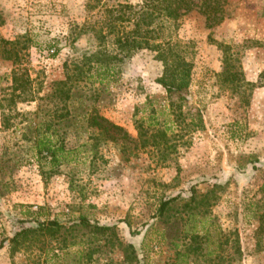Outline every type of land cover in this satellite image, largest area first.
<instances>
[{
	"label": "rangeland",
	"instance_id": "obj_1",
	"mask_svg": "<svg viewBox=\"0 0 264 264\" xmlns=\"http://www.w3.org/2000/svg\"><path fill=\"white\" fill-rule=\"evenodd\" d=\"M139 1L0 0V37L26 47L23 88L12 91L13 67L0 62V264H130L129 245L139 264H264V0H225L224 20L212 28L196 12L170 27L192 64L181 114L167 106L155 82L162 65L148 50L119 63L106 86L73 81L63 102L56 83L68 73L64 63L99 44L87 23ZM224 68L238 76H222ZM90 107L122 131L109 129L107 138L87 128ZM50 123L46 135L68 153L57 166L33 149ZM147 123L157 124L149 133L167 128V144H143L137 127ZM81 217L113 234L80 226ZM34 221L63 227L9 245ZM170 230L201 236L199 251L176 257L181 243L174 249Z\"/></svg>",
	"mask_w": 264,
	"mask_h": 264
},
{
	"label": "trees",
	"instance_id": "obj_2",
	"mask_svg": "<svg viewBox=\"0 0 264 264\" xmlns=\"http://www.w3.org/2000/svg\"><path fill=\"white\" fill-rule=\"evenodd\" d=\"M224 3L225 0H140L135 5L126 3L118 5L117 8L105 9L102 20H94V22L86 25V29H89L99 44L93 51H88L81 55L79 59L70 61V64L64 63L68 73L65 80L56 83V90L63 95V98L61 96L60 98L65 103L71 99L73 81H84L86 84L91 83V85H108L117 76L116 67L119 63L136 51L148 50L154 54V59L162 65L161 76L155 82L164 90L167 106L172 114L177 111L181 114V104L186 100V93L190 86L192 64L187 57V46L173 40L169 35V29L170 27L177 28L181 19L192 12L203 16L208 28L219 25L224 20ZM119 23H127L131 26V29L120 28ZM260 47L264 50V43L260 44ZM24 48L26 49L23 46L19 47L17 41H9L0 37V62H9L13 67L11 70L13 92L23 88L19 86L20 83L17 84V81L19 80L18 75L24 73L19 63L24 56L22 55ZM222 76L234 78L238 75L229 73L224 68ZM262 77H264V71L259 78L261 79ZM246 85L249 86V89L254 86L249 83H246ZM89 109L88 112L82 115L87 128L101 132L107 138H112L108 135L109 129L122 131L120 127L99 115L96 109L93 107ZM67 115H69V111L57 118H65ZM150 123H147V128L137 127L138 138H143L142 142L145 146L156 147L159 141H164L167 144L165 132L167 128L162 131L158 130L149 133L151 125L157 126L156 123ZM51 129L52 124L50 123L44 129L43 134L45 135L33 141L34 152L38 158H48V162L52 166H57L61 162L67 163L68 153L65 146L56 145L51 141L50 136L46 135L50 133ZM194 196L192 193L189 202L184 205V208H190V204L194 201ZM176 200L177 197H174L161 202L158 207V216L163 217L164 213L170 210L171 205ZM261 218H264V216ZM77 223L80 226L87 227L92 232L96 231L105 236L113 234V227L92 225L83 217ZM62 227L57 221H34L31 227L21 229V231L6 240H8L9 245L17 247L20 245L19 241L27 236H31L33 239L43 234L54 236L60 232ZM261 229H264V225H260L259 230ZM170 232L172 237L171 244L174 249L179 248V243H181L180 248L182 249L175 251L176 257L186 256L184 255L186 254L185 251L190 252L191 249L194 253L199 251L198 241L202 239L201 236L193 233L189 238L187 234L183 235V232L174 231L172 233L171 230ZM108 238L110 237H105V244L108 242L106 240ZM233 243L235 244L234 252L239 254L240 248L237 241L234 240ZM193 245H196V247H193ZM3 246L4 242L2 241L0 242V249ZM127 249L130 250V256L125 252L124 262L139 264L140 260L135 249L131 245L127 246ZM14 250L13 248L11 249L12 254Z\"/></svg>",
	"mask_w": 264,
	"mask_h": 264
}]
</instances>
